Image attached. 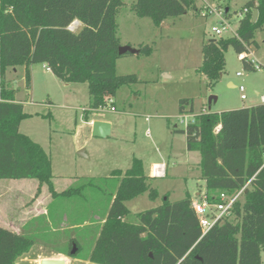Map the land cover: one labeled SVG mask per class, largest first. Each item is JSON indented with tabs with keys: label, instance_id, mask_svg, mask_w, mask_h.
<instances>
[{
	"label": "trees",
	"instance_id": "obj_1",
	"mask_svg": "<svg viewBox=\"0 0 264 264\" xmlns=\"http://www.w3.org/2000/svg\"><path fill=\"white\" fill-rule=\"evenodd\" d=\"M122 0H0V179H36L52 198L80 195L93 180L56 191L51 160L42 146L20 132L28 113L15 100L14 88L4 80L8 67L23 65L26 83L29 67L45 64L65 83H86L89 110L106 106V97L136 81L134 74L117 75L116 14ZM195 6V0H135L132 10L155 25ZM247 11L239 19L236 35L210 39L202 45L198 71L210 82L224 69V50L239 55L254 43L255 30L264 25V0H245ZM257 9L254 23L251 16ZM228 11L225 12V16ZM80 25L70 29L75 21ZM150 54V45L138 47ZM246 69H253L241 59ZM193 112V100H178V113ZM186 148L198 150L199 168L210 202L219 192L233 195L242 189L230 213L218 218L204 233L186 192L184 198L164 201L137 214L129 222L125 202L150 188L142 161L133 157L124 171H112L116 188L99 228L89 260L97 264H262L264 251V102L221 112L201 110L181 130ZM72 241V240H71ZM34 244L30 235L0 226V264H16ZM76 252L78 251V244ZM75 252V253H76Z\"/></svg>",
	"mask_w": 264,
	"mask_h": 264
},
{
	"label": "rangeland",
	"instance_id": "obj_2",
	"mask_svg": "<svg viewBox=\"0 0 264 264\" xmlns=\"http://www.w3.org/2000/svg\"><path fill=\"white\" fill-rule=\"evenodd\" d=\"M122 1L116 14L119 44L130 43L134 48L147 44L152 51L148 55L127 53L116 62L117 75L136 76L135 82L118 88L113 98L116 111L105 107L87 113V84L57 87L54 81L59 85L63 82L55 76L51 78L40 64L31 65L34 77L29 83L23 65L6 69L7 87L16 90V99L24 103V111L29 114L21 120L20 132L49 155L54 189L60 192L93 180V185L86 186L80 195L56 197L48 204L51 194L45 184L38 189L36 179H0V205L8 206L2 219L14 225L24 223L23 227H28L26 235L34 239L29 252L19 256L16 264H37L40 258H64L67 264H97L89 260V254L100 227L99 217L106 214L116 188L112 171L126 170L133 157L146 162L147 183L157 195L150 198L146 191L126 201L129 222L136 223L139 212L161 204L166 197L173 202L184 198L186 192L190 197L198 190L204 193L200 154L186 148L181 130L201 110L221 112L249 107L260 103V96L264 95V69L244 68L231 46L224 50L225 64L218 80L210 82L197 70L203 43L218 38L212 27L221 24L220 15L210 9L224 13L227 9L225 22L235 31L245 0H195V6L187 13L168 17L158 26L149 17L135 14V0ZM231 34L228 30L220 36ZM248 50V58L264 66V25L255 30L254 43ZM239 86L244 88V100L240 98ZM59 88L66 94L63 98ZM211 96L215 99L209 102ZM183 97L193 100L192 113H178V100ZM91 119L109 123V135L92 136V126L86 124ZM79 149L86 156L79 154ZM160 156H164L167 174L151 177L150 163L161 161ZM45 204L49 217L37 218L44 215L40 207ZM33 214L37 215L32 217ZM76 244L78 251L71 254Z\"/></svg>",
	"mask_w": 264,
	"mask_h": 264
},
{
	"label": "built area",
	"instance_id": "obj_3",
	"mask_svg": "<svg viewBox=\"0 0 264 264\" xmlns=\"http://www.w3.org/2000/svg\"><path fill=\"white\" fill-rule=\"evenodd\" d=\"M246 11L247 9H244L242 14H244ZM209 12H217V14L220 15V20H221L220 26L212 27V31L214 32L215 35H217L218 37H221L220 35L222 34V32L228 31V30L232 32L231 36L236 35V30L232 31L229 25L225 22V17H224L225 13L223 10L211 8ZM70 29L74 30L71 25H70ZM248 51L240 53L238 57L240 59H245L246 61H248L254 70L259 69V68L264 69V66L257 64L255 60H253L252 58L251 59L248 58L249 56ZM237 75H241V73L237 72ZM238 89L241 92L240 98L242 100L246 99V96L244 94V88L242 86H239ZM106 101H107L106 106H104L103 108L109 107L111 111H116L113 105V98L106 97ZM260 101L264 102V95L260 96ZM147 133L149 134V132ZM262 159H263L262 165H264V150L262 152ZM166 172H167V166L165 162H158V163H154L151 165V168H150L151 177H163L166 175ZM241 192H242V189L233 195H229L226 192H219L217 194V201L215 202L208 201L207 195L205 194V192L199 194L198 197L192 199L191 206L194 210V213L197 216L198 223L203 233L206 230H208L210 226L218 218L224 217L230 213L232 204L235 202V200L238 198Z\"/></svg>",
	"mask_w": 264,
	"mask_h": 264
},
{
	"label": "crops",
	"instance_id": "obj_4",
	"mask_svg": "<svg viewBox=\"0 0 264 264\" xmlns=\"http://www.w3.org/2000/svg\"><path fill=\"white\" fill-rule=\"evenodd\" d=\"M80 25V22L79 21H77V20H75L73 23H72V27H73V29L75 30V29H77L78 28V26ZM128 45H130V43H127ZM119 60V59H118ZM117 60V61H118ZM116 61V62H117ZM40 66H41V68L45 71V72H47V73H49L50 74V76H51V78H55L54 77V75L52 74V72L50 71V69L49 68H47V66L45 65V64H40ZM29 70H30V81L31 80H33V73H34V69L33 68H31V65H30V67H29ZM55 83H56V85H57V87H59V86H62V88H69V86H70V84L71 83H65V82H63L62 83V85H59L60 83H57L58 81H54ZM61 88V87H60ZM60 88H59V90H60ZM255 93H257V92H255ZM60 94H61V97L63 98L64 96L63 95H65L66 96V94H64V91L63 90H60ZM15 100L16 101H19L20 102V99H16V97H15ZM23 107H24V103H23ZM85 115L87 116L88 114L87 113H85ZM96 120H98V119H91V120H89L88 122H86V124L87 125H89V127H91L92 126V122L93 121H96ZM100 121H104V120H100ZM111 127H112V124H111ZM78 153L79 154H81V155H83V156H86V153L84 152V150L83 149H79L78 150ZM161 157V161H157V160H153V161H151V165L152 164H154V163H158V162H164V156H160ZM140 159V158H139ZM141 161H142V165H143V170H144V173H145V167H146V162L145 161H143V159H141ZM167 166V165H166ZM150 168H151V166H150ZM166 174H167V172H166ZM151 176V175H150ZM202 178V177H201ZM202 192L200 191V190H198L197 192H195L194 193V196L193 197H191V199H194V198H196V197H198V195L199 194H201ZM53 201V198L52 199H50L49 200V203L48 204H50L51 202ZM7 204H5V205H0V226H2V227H4V228H7V229H9V230H12V231H14V232H16V233H23V234H26V229L28 228V227H23L24 226V223L22 224V225H14L13 224V222H10V221H8V220H6V219H2V217H4L5 215L4 214H2V213H5V210L8 208V206H6ZM46 206H41L40 207V212H43L42 214H44V215H40V216H38L37 218H40V217H42V216H45V217H49V209H48V207H47V204H45ZM20 207V206H19ZM37 208V207H36ZM36 208H34L35 210H36ZM37 214H39V213H37ZM37 214H33V216L32 217H35ZM105 217V214L104 215H102V216H100L99 217V219H100V221H99V224H100V226H101V224H102V221H103V218ZM60 225H61V223H60ZM100 228V227H99ZM99 228L97 229V233H96V236H97V234H98V231H99ZM264 252V251H263ZM41 259V258H40ZM39 259V260H40ZM39 260L37 261V264H38V262H39ZM66 264H67V262H66Z\"/></svg>",
	"mask_w": 264,
	"mask_h": 264
},
{
	"label": "water",
	"instance_id": "obj_5",
	"mask_svg": "<svg viewBox=\"0 0 264 264\" xmlns=\"http://www.w3.org/2000/svg\"><path fill=\"white\" fill-rule=\"evenodd\" d=\"M227 11V9H226ZM258 11L254 9L251 16V22L254 23L257 19ZM118 53L120 55L129 54H138V48L131 47L130 45H119ZM215 99V97L211 96L209 98V102ZM110 133V124L105 121L96 120L92 122V136L94 137H106ZM76 249L73 248L71 250V254H74ZM38 264H66V260L64 258H41Z\"/></svg>",
	"mask_w": 264,
	"mask_h": 264
}]
</instances>
